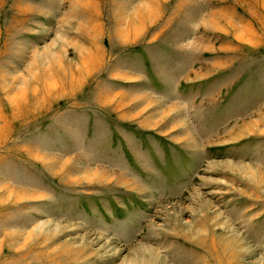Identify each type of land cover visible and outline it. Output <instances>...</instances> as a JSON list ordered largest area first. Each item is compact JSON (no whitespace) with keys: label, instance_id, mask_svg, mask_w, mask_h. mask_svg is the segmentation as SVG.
Returning a JSON list of instances; mask_svg holds the SVG:
<instances>
[{"label":"rangeland","instance_id":"1","mask_svg":"<svg viewBox=\"0 0 264 264\" xmlns=\"http://www.w3.org/2000/svg\"><path fill=\"white\" fill-rule=\"evenodd\" d=\"M0 264H264V0H0Z\"/></svg>","mask_w":264,"mask_h":264}]
</instances>
